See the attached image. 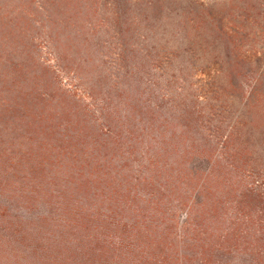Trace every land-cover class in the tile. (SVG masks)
Wrapping results in <instances>:
<instances>
[{
	"label": "trees",
	"instance_id": "obj_1",
	"mask_svg": "<svg viewBox=\"0 0 264 264\" xmlns=\"http://www.w3.org/2000/svg\"><path fill=\"white\" fill-rule=\"evenodd\" d=\"M0 264H264V0H0Z\"/></svg>",
	"mask_w": 264,
	"mask_h": 264
},
{
	"label": "rangeland",
	"instance_id": "obj_2",
	"mask_svg": "<svg viewBox=\"0 0 264 264\" xmlns=\"http://www.w3.org/2000/svg\"><path fill=\"white\" fill-rule=\"evenodd\" d=\"M63 82H64L67 86H69L68 83H67V81H66L65 79H63Z\"/></svg>",
	"mask_w": 264,
	"mask_h": 264
}]
</instances>
